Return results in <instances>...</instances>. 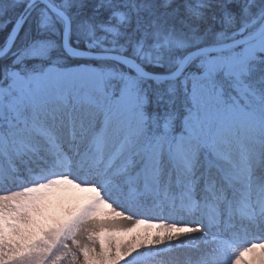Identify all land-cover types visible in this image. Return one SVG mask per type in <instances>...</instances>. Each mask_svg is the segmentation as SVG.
<instances>
[{"label": "snow or ice", "instance_id": "snow-or-ice-1", "mask_svg": "<svg viewBox=\"0 0 264 264\" xmlns=\"http://www.w3.org/2000/svg\"><path fill=\"white\" fill-rule=\"evenodd\" d=\"M0 34V264H264V0H0Z\"/></svg>", "mask_w": 264, "mask_h": 264}, {"label": "rangeland", "instance_id": "rangeland-1", "mask_svg": "<svg viewBox=\"0 0 264 264\" xmlns=\"http://www.w3.org/2000/svg\"><path fill=\"white\" fill-rule=\"evenodd\" d=\"M75 195H77V196H79V197H83V196H86L87 194L86 193H76ZM78 202H80V201H73V204H75V203H78ZM121 224H126V222H124V221H119ZM130 226V225H129ZM137 231H142V229H140V230H137ZM135 236V233H122L119 237H118V239L121 241V242H123V243H128V242H130L131 240H132V238ZM113 242H115V241H113ZM99 246H100V240L98 239L97 240V242H96V247L97 248H99Z\"/></svg>", "mask_w": 264, "mask_h": 264}, {"label": "trees", "instance_id": "trees-1", "mask_svg": "<svg viewBox=\"0 0 264 264\" xmlns=\"http://www.w3.org/2000/svg\"><path fill=\"white\" fill-rule=\"evenodd\" d=\"M3 40V34H0V42H2ZM121 264H123V262H121Z\"/></svg>", "mask_w": 264, "mask_h": 264}]
</instances>
